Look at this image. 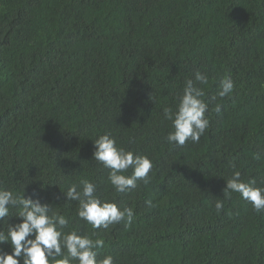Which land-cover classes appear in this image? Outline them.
<instances>
[{"label":"trees","instance_id":"obj_1","mask_svg":"<svg viewBox=\"0 0 264 264\" xmlns=\"http://www.w3.org/2000/svg\"><path fill=\"white\" fill-rule=\"evenodd\" d=\"M226 75L234 89L221 98ZM188 79L205 92L209 127L177 147L164 109L176 111ZM104 134L153 162L149 184L115 191L92 159ZM234 171L264 187V0H0V190L49 203L69 221L63 234L102 239L98 261L264 264V212L223 196ZM82 180L131 208V224L82 220L62 194ZM18 213L10 207L0 232Z\"/></svg>","mask_w":264,"mask_h":264},{"label":"clouds","instance_id":"obj_2","mask_svg":"<svg viewBox=\"0 0 264 264\" xmlns=\"http://www.w3.org/2000/svg\"><path fill=\"white\" fill-rule=\"evenodd\" d=\"M195 82L200 85L208 83L206 74L197 71ZM234 89V82L226 75L219 82L217 95L221 98L229 96ZM205 92L197 87L192 79L185 82L179 104L174 112L171 108L164 109L165 119L172 121L173 131L166 136V141L174 146L183 147L187 142L199 143L201 136L209 127L206 113L209 111L208 103L203 99ZM215 99V97H213ZM221 106L216 105L215 111L219 113ZM95 151L93 158L100 162L104 168L109 169L112 186L117 193H126L138 187V181L147 185L151 181L149 173L153 170V162L147 156L136 155L117 146V142L110 134L99 136L93 141ZM259 159V156L256 157ZM235 168V164H232ZM132 169L130 176L124 175ZM82 191H77L76 185H71L66 193H62L67 200L79 201L78 216L92 225L93 229H108L110 225L125 222L131 224L134 213L131 208H119L115 203L102 202L96 195L97 186L89 180H82ZM239 193L241 198L250 203L259 213L264 212V187H257L254 179L248 182L241 180V174L234 171L226 181L223 189L225 199L231 193ZM149 206L152 202L148 201ZM10 207L19 208V223L10 224L7 234L0 232V245L9 244L11 253L0 249V264H71L73 260L79 264H114L112 256L97 260L96 249L103 247L102 239H91L88 236L72 231L62 233L68 226V219L63 215H49V203H42L39 197H26L13 194L12 191L0 190V221L9 216ZM224 207L223 200L215 202L219 213ZM66 249L67 255L56 260Z\"/></svg>","mask_w":264,"mask_h":264}]
</instances>
